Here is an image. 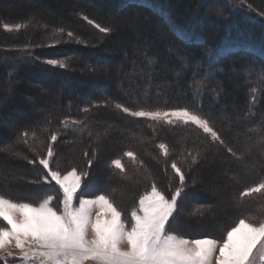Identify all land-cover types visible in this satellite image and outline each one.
I'll list each match as a JSON object with an SVG mask.
<instances>
[{
	"label": "trees",
	"instance_id": "1",
	"mask_svg": "<svg viewBox=\"0 0 264 264\" xmlns=\"http://www.w3.org/2000/svg\"><path fill=\"white\" fill-rule=\"evenodd\" d=\"M26 1H29L25 4L28 6L17 9L19 12L28 10L29 15L15 13L11 17L14 22L10 23L8 17L2 19L0 14V142L5 140L9 144L0 152V166L8 169V173L0 175V194L18 202L32 203L53 195L56 197L53 206L59 207L63 198L59 186L54 182L39 183L46 170L36 159L37 155L46 153L51 131L59 130L51 166L61 172L72 167L89 172L84 195L104 192L130 213L139 196L150 189L153 182L170 196L169 185L174 191L179 184L171 169L172 161L176 160L186 172V190L169 231L188 238L201 234L220 238L242 217H264V195L254 194L242 200L239 197L243 188L264 179L260 167L251 176L242 174H248V166L255 169L253 159L258 160V165L264 163V147L257 145L264 130L249 131L264 128V78L261 75L264 71V0H244L245 6L241 9L233 7L234 3L228 0H143V6L138 0H11L7 5L13 8ZM4 2L0 0V4ZM86 3L98 8L88 7ZM42 6L44 11H40ZM83 16L112 31L99 32ZM116 16H124V19L117 20ZM165 17L177 25L179 32L169 29ZM4 23H22L23 27L9 32L3 29ZM117 27L122 29L116 41L111 36ZM68 31H72L75 38L70 40ZM54 42L55 46H49ZM115 49L118 51L109 73L114 75V80L118 78L119 85L102 95V74L94 65L108 60L107 51ZM20 51L27 53L25 58L19 56ZM47 59L63 60L67 67L48 65L44 63ZM120 75L125 79L121 80ZM63 80L66 83L61 87ZM232 81L236 82L235 86ZM8 83L11 87L7 94ZM28 83L45 87L46 92L29 89ZM252 89L258 90L255 104L250 103ZM57 92L55 103L52 97ZM26 97L37 98V109L23 103ZM116 103L132 109L176 106L194 109L214 122L226 144L237 154L243 153L244 159L233 157L192 125H165L130 117L116 109ZM85 107L90 111L83 112ZM4 117L19 122L13 139L1 125ZM65 117L84 123L63 129L60 122ZM108 126L125 130L123 140L115 131L109 132ZM24 132H28L29 137L35 132L36 138H30L25 144ZM162 142L168 145L167 157L157 147ZM249 147L251 154L247 152ZM93 149L98 153L95 158ZM129 150L137 153L135 163L123 157ZM189 150L193 154L201 153L196 164H191ZM216 153L223 156L232 169L237 168L234 179L241 180L242 184L231 185L233 198L239 204L237 212L227 220L231 223L228 226L226 221L219 232L211 233L206 227L198 230L199 226H206V216L213 207L204 195L197 197L199 191L193 178L202 170L205 160ZM117 158H122L126 174L109 166L111 160ZM89 159H94L91 167ZM184 159L188 163H183ZM30 160L36 163L30 164ZM106 176L109 177L107 187L98 185L91 189L95 179L104 181ZM9 178H16L17 183L10 184ZM193 210H201L205 215L203 219H192L186 214ZM0 226L4 225L0 223Z\"/></svg>",
	"mask_w": 264,
	"mask_h": 264
},
{
	"label": "snow or ice",
	"instance_id": "2",
	"mask_svg": "<svg viewBox=\"0 0 264 264\" xmlns=\"http://www.w3.org/2000/svg\"><path fill=\"white\" fill-rule=\"evenodd\" d=\"M138 3L143 6V0H138ZM83 19L101 33L112 31L87 16ZM164 21L171 31L179 32L177 25L167 17ZM22 27V23L3 24V29L9 32L20 31ZM67 36L70 40L75 38L72 31H68ZM49 46H55V42ZM244 51L249 52L250 49ZM44 63L62 69L67 67L60 59H47ZM261 75L264 78V71ZM257 91L252 89L251 104H255ZM115 108L137 119L163 122L165 125H193L202 130L212 143L219 144L233 157L244 159L243 153L237 154L226 144L221 131L207 116L188 107L134 110L116 103ZM82 111L87 113L90 108L85 107ZM60 123L63 129H68L84 122L65 117ZM262 130L264 128L249 129L250 132ZM22 135L25 144L30 138H36L35 132L31 137L28 132ZM59 136V130L51 131L46 153L36 158L46 170L39 183L54 182L59 186L63 196L59 207L53 206L56 200L53 195L46 196L39 203H32L18 202L0 194V223L4 225L0 226V264H8L14 256L18 257V264H258V260L259 264H264V217H242L220 238L211 234L188 238L187 235L169 231L171 219L175 218L179 201L186 190V172L176 160L172 161L171 169L179 184L174 191L169 185L170 196L153 182L128 213L104 192L82 194L89 172L78 171L75 167L64 172L53 169L51 165L56 155L54 142ZM257 145L264 147V135L260 136ZM157 147L165 157L169 155L167 144L162 142ZM247 152L251 154V147ZM97 154V150L93 149V158ZM84 155L87 157L88 153ZM200 155L199 151L193 154L189 150L191 164H196ZM123 157L134 163L138 160L137 153L131 150L125 151ZM29 163L35 164L36 160ZM93 163L94 159L88 160L89 167ZM183 163H188L187 159ZM109 166L121 174L127 172L122 158L111 160ZM254 194L264 195V179L243 188L239 197L242 200ZM13 248L17 250L15 253Z\"/></svg>",
	"mask_w": 264,
	"mask_h": 264
},
{
	"label": "rangeland",
	"instance_id": "3",
	"mask_svg": "<svg viewBox=\"0 0 264 264\" xmlns=\"http://www.w3.org/2000/svg\"><path fill=\"white\" fill-rule=\"evenodd\" d=\"M10 1L11 0H5V2L3 4H0V14L3 17L2 19H6V17H8V20L10 21V23H12V22H14L13 21L14 19L11 20V17L13 15H16V14H21L23 16L29 15V11L28 10L27 11L25 10L26 12H19V10H18L19 9L18 7H22L23 6L25 8L26 6H28V5H25V4H29V1L28 2L26 1L25 3H23L24 5H21V3H20V4L16 5L13 8H11V6L7 5V4H9L7 2H10ZM228 1L229 2H233L234 3L233 7H235V8L241 9V8H243L245 6L244 0H228ZM86 5L88 7L98 8V7L93 6L92 4H88V3H86ZM13 9H17V10L13 11ZM44 9H45V7L42 6L40 11H44ZM217 10H218V8H217ZM17 16H19V15H17ZM67 16H69V15H67ZM118 18L123 20L124 16L122 18L119 17V16H116L117 20H118ZM114 19H115V17H114ZM14 24L15 23L10 24V25H14ZM119 27H117L118 29L114 31V34H112V36H111L112 38L111 39L116 40V41L120 39L119 34L121 32L120 29H122V28H119ZM126 28L127 27H125V29ZM127 30H128V28H127ZM133 33H136V31H134ZM133 36L136 37V34L133 35ZM115 50L116 51L113 50V52L108 50L107 54L109 53V56H110V57H108V60H105L104 62H102V64L94 65L95 67H98L99 71L101 72L100 74H102L101 75L102 76V81L104 82V86L100 90L101 91L100 93L102 95H105L106 93H108L110 91H113V87H116V86L119 85V81H117L118 78L114 80V78H115L114 75H112L111 72L109 73V71L112 70V64L115 63L114 60H115V56H116L117 51H118L117 49H115ZM18 53H19V56H21L23 58H25L24 56H26L25 54H27L26 52H23V54H21V51L18 52ZM8 57H10V56H6V58H8ZM94 76H96V74ZM120 77H121L120 79L123 80L122 78H124V77H122L121 75H120ZM127 78H128V76H127ZM65 83H66V80H63L61 82L60 86L63 87ZM215 83H218V81L215 80ZM232 84H233V86H235L236 82L232 81ZM10 87L11 86L8 83V85H6V92L9 90ZM27 87L29 89H33V90H35L37 92H41V93H45L46 92L45 87H44V89L40 88L39 85H37V84L28 83ZM7 94H8V92H7ZM52 99H53V101L55 103H57V101H58V92H57V95L52 97ZM37 101H38L37 98L35 99V98H31V97H26L24 99L23 103L25 105L29 106L30 108H32V109L34 108L35 109ZM192 110H194V109H192ZM18 124H19V122H18L17 119H11V118H7V117L2 118V121H1V125L4 128H6L8 133L10 134V139H13L11 137L14 136V133H15V130H16V127H17ZM177 124H179V123H177ZM213 124H214V126L216 128V125H215L214 122H213ZM107 130L109 132L110 131H112V132L115 131L117 133V136L121 137V139L123 138L124 134H126L125 130L122 131L119 128L116 129L114 126H112V127L108 126ZM104 135L105 134H103V136ZM180 139L182 140V137H180L179 140ZM121 142H123V141H120V143ZM1 144H2V148L0 147V152H2V149H4L6 147L4 145H8L9 146V144H7V142L5 140L1 141L0 145ZM254 160L255 159H253V164L255 165L254 166L255 169L251 168L252 165L248 166V174L247 173H242V174H244L245 177L251 176L252 173L256 170L257 167H260V169H262L263 172H264V163L263 164L260 163L261 165H258V163H257L258 160L257 161H254ZM251 169H253V171H251ZM237 171L238 170H237L236 167H235V169L234 168L232 169V166H230L228 161L225 160V158L223 156L217 155V153H216V155H211L210 158L205 160V163L202 166V170L201 171L196 172V175L193 178V183L196 185V188L199 191V195H197V197H199V198H203L204 196H205V198L207 197L208 199L211 200V204H212V207H213L211 209V212L208 213L207 216H206L207 220H208L206 226L201 225V226H199L198 230H201L202 228L206 227L207 230L209 232H211V233L219 232L220 229L223 228L224 223L234 214L236 209H238V205L239 204L237 203L236 200H234L235 198H233V194H232L233 193L232 192L233 191V186H231L235 182L238 183L237 185H240V186L242 184L241 180L234 179V178H236ZM6 172L8 173V169H4L2 166H0V175L1 174L2 175L5 174ZM206 175H207V177H206ZM108 178L109 177L106 176L104 181H102V180L100 181L99 179H95V181L91 184V189H96V187L98 185L101 188L107 187V183H108L107 179ZM9 182H10V184L14 183V182L17 183V180H16V178H9ZM202 195H204V196H202ZM257 208H258V206H257ZM249 211H251V210H249ZM186 214L189 215V217L192 218V219L194 217L203 219V217L205 216L202 213L201 210L200 211H198V210L194 211L193 210V211L187 212ZM12 251L15 253L17 250L13 248ZM8 264H18V257L14 256L13 258H10L9 261H8ZM258 264H259V260H258Z\"/></svg>",
	"mask_w": 264,
	"mask_h": 264
},
{
	"label": "bare ground",
	"instance_id": "4",
	"mask_svg": "<svg viewBox=\"0 0 264 264\" xmlns=\"http://www.w3.org/2000/svg\"><path fill=\"white\" fill-rule=\"evenodd\" d=\"M253 178H254V177H253ZM216 206H217V205H216ZM220 207H221V206H220ZM232 208H233V207H232ZM245 209H246V208H245ZM238 211H240V210H238ZM244 211H245V210H244ZM236 212H237V211H236ZM240 212H243V211H240ZM229 213H230V212H229ZM231 217H232V216H231ZM231 217H230V218H231ZM237 217H238V216H237ZM237 217H236V218H237ZM226 218H227V217H226ZM226 218H225V219H226ZM226 220H227V219H226ZM224 221H225V220H224ZM229 221H230V220H229ZM185 223H186V222H185ZM229 223H231V222H228V221H227V222H226V225L229 226ZM223 226H224V225H223ZM179 229H180V228H179ZM177 231H178V230H177Z\"/></svg>",
	"mask_w": 264,
	"mask_h": 264
}]
</instances>
